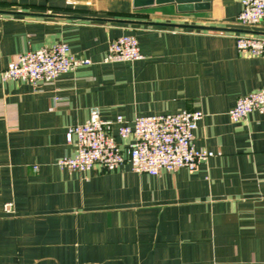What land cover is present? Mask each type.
I'll list each match as a JSON object with an SVG mask.
<instances>
[{
    "label": "crops",
    "instance_id": "obj_1",
    "mask_svg": "<svg viewBox=\"0 0 264 264\" xmlns=\"http://www.w3.org/2000/svg\"><path fill=\"white\" fill-rule=\"evenodd\" d=\"M240 9L239 0L192 11L174 1L0 0V71L61 41L91 60L37 86L0 76V264H264V113L228 115L264 85V50L238 52L233 33L264 35V23L240 26ZM125 34L141 57L102 62ZM92 109L128 121L199 109L193 142L214 155L156 175L128 162L60 168L74 151L68 128ZM112 133L126 156L132 137Z\"/></svg>",
    "mask_w": 264,
    "mask_h": 264
},
{
    "label": "built area",
    "instance_id": "obj_2",
    "mask_svg": "<svg viewBox=\"0 0 264 264\" xmlns=\"http://www.w3.org/2000/svg\"><path fill=\"white\" fill-rule=\"evenodd\" d=\"M241 9L236 22L243 27L264 23V0H239ZM235 48L240 53L260 55L264 50V35L251 32L233 33ZM141 57L135 36L125 34L109 41L102 62L132 61ZM91 64L86 57L76 56L70 46L58 42L16 54L0 71L3 80L18 79L37 86L53 81L62 73ZM264 113V85L239 96L229 109V118L238 121L251 112ZM203 113L199 109H183L173 113H157L135 116L131 121L122 115L104 119L98 110L92 109L87 119L72 125L66 132V141L74 151L57 159L60 168L69 171L88 172L94 164L113 169L128 162L137 173L156 175L160 171L173 172L186 167L194 170L197 164L214 155L205 148L194 145V131ZM132 137L125 156L116 140ZM37 166H34L36 169ZM7 213L13 212L11 202L3 204Z\"/></svg>",
    "mask_w": 264,
    "mask_h": 264
},
{
    "label": "water",
    "instance_id": "obj_3",
    "mask_svg": "<svg viewBox=\"0 0 264 264\" xmlns=\"http://www.w3.org/2000/svg\"><path fill=\"white\" fill-rule=\"evenodd\" d=\"M169 1H174L177 4L179 11H192L198 9H205L209 7L210 0H133L134 7H146L154 4H161ZM120 22H128V20H116ZM171 26H183V27H194V28H205L200 25H183V24H169ZM245 32H251V30H242Z\"/></svg>",
    "mask_w": 264,
    "mask_h": 264
}]
</instances>
